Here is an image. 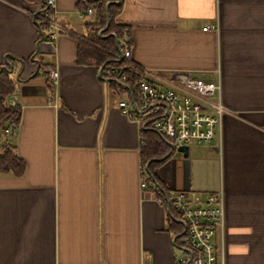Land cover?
I'll use <instances>...</instances> for the list:
<instances>
[{"label":"crops","instance_id":"0c3cea01","mask_svg":"<svg viewBox=\"0 0 264 264\" xmlns=\"http://www.w3.org/2000/svg\"><path fill=\"white\" fill-rule=\"evenodd\" d=\"M46 1L0 0V74L11 71L9 103L20 109L6 138L26 166L21 176L0 173V264H173L190 253L170 193L220 190L219 262L264 264V0H56L70 34L55 41L41 26ZM116 6L128 31L120 43L108 32ZM87 7L95 15L83 21ZM89 38H112L111 59L150 80H219L220 140L184 158L129 121L118 104L131 92L105 76L110 60L79 62ZM145 132L168 151L151 172ZM145 179L157 189H141Z\"/></svg>","mask_w":264,"mask_h":264},{"label":"built area","instance_id":"2783aa9c","mask_svg":"<svg viewBox=\"0 0 264 264\" xmlns=\"http://www.w3.org/2000/svg\"><path fill=\"white\" fill-rule=\"evenodd\" d=\"M47 11L41 24L49 29V38L57 40L60 34H70L57 21L56 0H47ZM83 21L95 15L93 7L78 12ZM209 29L203 28V31ZM131 53L125 52V58ZM107 78H118L126 84L132 100L119 101L120 112L131 122L151 128L167 139L174 148L212 146L221 138L223 118L227 111L221 99L219 80L206 81L190 76H176L171 80L156 78L131 81L120 68L105 70ZM51 84L56 86L59 73L49 71ZM10 105L16 106L14 102ZM19 123L10 122L2 132L9 136ZM141 189L155 185L148 179L141 182ZM170 203L185 226L189 256L177 258L173 264H222L217 256L214 238L222 234L225 224V198L222 190L207 194L185 191L171 192Z\"/></svg>","mask_w":264,"mask_h":264},{"label":"trees","instance_id":"16d2710c","mask_svg":"<svg viewBox=\"0 0 264 264\" xmlns=\"http://www.w3.org/2000/svg\"><path fill=\"white\" fill-rule=\"evenodd\" d=\"M121 6H116L113 9L116 11L113 12L110 10V19L111 26L108 32H113L119 39V43L122 42L128 31L123 26H120L115 23V16L119 14L121 11ZM103 24L105 25L106 19H102ZM42 28L45 27L42 25ZM95 38H98L95 36ZM99 39V38H98ZM114 40L112 38L104 41L101 46H97L96 40L94 41L92 38L87 40V44H84L80 48L79 53V62L81 64H87L88 61L97 60L99 62H106L108 59L110 62L108 63V67L120 68L122 70V74L128 75L131 81L135 80H144L146 79L144 72L138 66L127 63L125 61L117 62L111 59L117 57V48L114 44ZM106 68V69H107ZM119 80L118 78H114ZM15 92L14 84L10 75L8 73L3 72L0 74V173L1 174H12L14 176H21L25 171V163L15 154L14 148L10 146V144L2 143V129L5 125L10 122H20V109L18 107H14L9 103V96L13 95ZM147 138L146 147V160L147 164L150 163L148 171L151 172L159 163L155 162L154 159L157 157L163 158L167 154V148L162 146L163 141L159 137L149 138L148 132H145ZM153 137V136H150ZM163 140L165 139L163 136L161 137ZM154 144H152V143ZM150 145V146H149ZM154 145V146H153ZM157 188L155 187V190Z\"/></svg>","mask_w":264,"mask_h":264},{"label":"water","instance_id":"95a60500","mask_svg":"<svg viewBox=\"0 0 264 264\" xmlns=\"http://www.w3.org/2000/svg\"><path fill=\"white\" fill-rule=\"evenodd\" d=\"M7 73H9L10 74V72L11 71H9V70H5ZM12 74V73H11ZM170 148H171V150L172 151H176L177 153H180V154H182V156L184 157V158H186L187 156H188V152H189V149H188V147H178V148H175L174 149V147H173V145H170Z\"/></svg>","mask_w":264,"mask_h":264},{"label":"rangeland","instance_id":"374dc122","mask_svg":"<svg viewBox=\"0 0 264 264\" xmlns=\"http://www.w3.org/2000/svg\"><path fill=\"white\" fill-rule=\"evenodd\" d=\"M12 97H13V95L9 96V99L12 98ZM9 99H8V100H9ZM9 140H10V138H6L5 135H2V139H1V142H2V143H6V142L9 141Z\"/></svg>","mask_w":264,"mask_h":264}]
</instances>
